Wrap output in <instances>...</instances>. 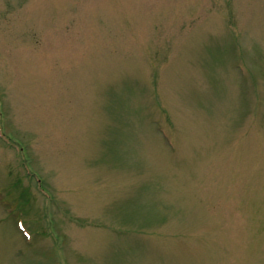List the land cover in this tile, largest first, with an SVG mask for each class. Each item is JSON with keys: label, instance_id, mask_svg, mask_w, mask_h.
<instances>
[{"label": "rangeland", "instance_id": "1", "mask_svg": "<svg viewBox=\"0 0 264 264\" xmlns=\"http://www.w3.org/2000/svg\"><path fill=\"white\" fill-rule=\"evenodd\" d=\"M0 264H264V0H0Z\"/></svg>", "mask_w": 264, "mask_h": 264}]
</instances>
